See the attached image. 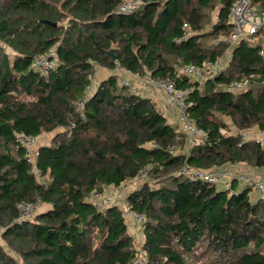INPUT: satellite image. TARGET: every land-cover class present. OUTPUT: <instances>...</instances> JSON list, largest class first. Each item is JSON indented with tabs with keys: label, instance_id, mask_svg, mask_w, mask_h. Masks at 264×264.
<instances>
[{
	"label": "trees",
	"instance_id": "1",
	"mask_svg": "<svg viewBox=\"0 0 264 264\" xmlns=\"http://www.w3.org/2000/svg\"><path fill=\"white\" fill-rule=\"evenodd\" d=\"M130 1L121 10L128 0H0V264H131L123 212L95 207L89 194L119 187L146 165L155 181L124 199L144 218L146 264H264V196H250L254 185L233 179L225 189L178 174L183 166L264 168V143L221 133L229 129L221 117L264 131V35L227 42L233 0ZM250 4L264 15V0ZM183 24L188 34L176 42ZM51 50L57 63L46 75L31 68ZM227 51L214 77L200 82L181 72ZM94 64L171 81L185 91L187 115L205 137L187 153L171 152L182 148L183 134L116 75L78 105ZM240 79L249 80L246 88L225 89ZM43 133L52 137L37 149L38 181L17 136ZM20 202L48 207L26 220Z\"/></svg>",
	"mask_w": 264,
	"mask_h": 264
},
{
	"label": "built area",
	"instance_id": "2",
	"mask_svg": "<svg viewBox=\"0 0 264 264\" xmlns=\"http://www.w3.org/2000/svg\"><path fill=\"white\" fill-rule=\"evenodd\" d=\"M250 3L251 0H233L229 7L228 21L231 25V30L227 37V42L231 45H234L243 39H251L257 41L264 35V18L257 15V13L255 12V8L251 6ZM132 4L133 2L128 0V2L123 4L120 9L124 10ZM181 30L183 32V35L179 39H177L176 42L182 41L188 34V27L186 24H183ZM259 55L264 61V45L260 47ZM50 57L53 58L51 59ZM56 63L57 59L55 57V51L51 50L47 54H42L35 57L31 64V68L38 71L42 75H46L56 65ZM225 63L226 61L221 58L213 62L206 61L201 66L186 64L181 68V72L183 75L189 77L192 80L203 82L205 79L214 77V75L220 72L225 67ZM120 82L122 85L128 87V89L133 94L138 95L143 94L142 89L144 88V86H146L145 80L140 81V83H136L134 82V79H130L126 76L122 77ZM153 82L156 83L160 90L164 93L165 107L168 108L172 106L176 108L179 131L184 136V144L182 148L171 146L169 150L171 152H179V149H182L185 153H187L192 146L196 145L205 137V132L201 128L197 127L195 122L187 115L185 91L177 90L174 87L173 83L169 80H153ZM248 84V79H240L238 81L229 83L227 86H225V89L230 91H240L246 88ZM93 89V85L88 87L86 95L78 103V105L82 106L84 104V102L86 101V97L91 94ZM221 133L223 134L222 131ZM258 135L259 137L256 139L264 143V131H259ZM35 138H29L22 135L17 136L18 142L25 148V157L31 165V173L35 177V179L39 181L41 179V176L35 167ZM150 146L155 147L156 145L150 144ZM238 165L240 164H235L234 168H229V166H213L210 169H198L194 167L183 166L178 171V174L192 180H200L206 182L209 185L224 184L228 186V183L233 179H237L240 183H248L250 181L254 185V193H256V195L258 196H264V178L257 177L250 179L249 169H247V167L242 164V168H240ZM149 170L150 166L146 165L140 171L139 175L132 180H137L138 178L145 176L149 172ZM125 182L127 185V181ZM123 183L120 186H122ZM89 201L97 208H104L110 203H113L110 197H105L103 193L95 190L90 192ZM17 209L21 218L26 220H33L34 215L37 212L35 211V207L33 205L26 202H20L17 206ZM127 211L131 214L132 219L135 223L142 225L144 218L141 214H134L128 209ZM131 264H146V259L141 249H135V254L133 256V259L131 260Z\"/></svg>",
	"mask_w": 264,
	"mask_h": 264
},
{
	"label": "rangeland",
	"instance_id": "3",
	"mask_svg": "<svg viewBox=\"0 0 264 264\" xmlns=\"http://www.w3.org/2000/svg\"><path fill=\"white\" fill-rule=\"evenodd\" d=\"M255 12L257 13L258 16L264 18V15L262 13H258L257 9H255ZM215 19H216V10L210 12V18H209L210 23L211 22L213 23L215 21ZM209 28H210V25H207L206 29L208 30ZM229 52L230 51H227L225 53L224 57H223V60L226 61L225 66L227 65L226 58H229V54H230ZM93 70L94 71L91 74V83H94V84H91V85H93V86L97 85L98 81L101 78H105L109 74H112V75L118 74L120 77H123L124 73L127 72V71H125L124 69H122L121 67H118V66L116 68L109 69L107 67L99 66V65H96V64H94V69ZM130 74H132V73H130ZM132 75L135 76L133 79H134V82H136V83H140V81H143V80L146 81V86H144V88L142 89L143 92L147 93V91L151 87H153V88L155 87L159 91H161L160 88L158 87V85L156 83H154L153 80L150 78L149 74H145L144 76H137L136 74H132ZM221 119L227 124V126L229 128L227 130L223 129L222 130L223 134H226V133L230 132V133L235 134V135H240L243 139H250L248 137H252L253 139H256V138L259 137L258 129L256 127H253L251 129H248V130L247 129L246 130L245 129H239L227 117H221ZM51 135H52V133H43V134H41V135H39L38 137L35 138L36 139V144H35L34 154H36L38 146L41 143H48L51 140ZM179 150H180L179 152L174 151L173 153L182 152V149H179ZM231 172H233V171H231ZM154 181H155V179L152 177L151 171L149 170V172L145 176L140 177L137 180H128L127 181V185H126V182H125L120 187L109 186V187L103 188V192L102 193L105 195V197L106 196L110 197L112 202H113V203H110L109 205L110 206L111 205H117L121 209V211L123 212V215H124V217L126 219L128 230L130 232H132L133 235L136 234L133 246L136 247L137 249L141 248V244H142V240H143V237L140 235L141 225H139L138 223H135L133 221L131 214L127 211L128 207L125 204L124 199L126 198V195L129 192L130 188H132L134 186H137L141 182H145V183L151 184ZM219 185L220 186H224V184H219ZM222 188L228 189V187H222ZM45 207H48V206L47 205L37 206V208L35 207V211H36V209L40 210V209H44Z\"/></svg>",
	"mask_w": 264,
	"mask_h": 264
},
{
	"label": "crops",
	"instance_id": "4",
	"mask_svg": "<svg viewBox=\"0 0 264 264\" xmlns=\"http://www.w3.org/2000/svg\"><path fill=\"white\" fill-rule=\"evenodd\" d=\"M230 53V52H229ZM230 55V54H229ZM226 60L228 61V58H226ZM110 75H112V74H109L108 76H110ZM118 78H119V80H121V78L122 77H120L118 74H115ZM121 75V74H120ZM123 75V74H122ZM107 76V77H108ZM128 77V78H130V79H133L135 76L134 75H132V74H130L128 71L127 72H125L124 73V75H123V77ZM106 78V77H105ZM105 78H101L99 81H101V80H103V79H105ZM98 81V82H99ZM94 84V83H93ZM143 94L142 95H144V96H147V97H149V98H151V99H153V101L155 102V104H156V108H157V110L158 111H160L163 115H164V117L166 118V121H167V123L168 124H170L171 126H173V127H176L177 129H178V131H179V126H178V121H177V110H176V108L175 107H168V108H166L165 107V103H164V101H165V96H164V93L163 92H161V91H159L157 88H153V87H151L148 91H147V93H145V92H142ZM156 95V96H155ZM155 96V97H154ZM258 132H259V130H258ZM38 137V136H37ZM51 137H52V135H51ZM42 144V143H41ZM43 144H46V143H43ZM240 168H242V165L240 164V165H238ZM235 167V165H233V166H229V168H234ZM247 169H249V177H250V179H253V178H257V177H262V178H264V168H253V167H248L247 166ZM249 183H250V181L247 183V185H249ZM245 185V183H238V186L239 187H242V186H244ZM220 186V185H219ZM221 187H228L227 185H224V186H221ZM251 195V197L252 198H256V194L254 193H250ZM37 208V207H36ZM46 208V207H45ZM41 210V209H40ZM40 210H37L36 209V211L38 212V211H40ZM128 232L133 236V244H134V239H135V236H136V234H134L133 235V233L132 232H130L129 230H128ZM140 235L141 236H143L142 235V232H140ZM133 248L134 249H137L136 247H134L133 246Z\"/></svg>",
	"mask_w": 264,
	"mask_h": 264
},
{
	"label": "water",
	"instance_id": "5",
	"mask_svg": "<svg viewBox=\"0 0 264 264\" xmlns=\"http://www.w3.org/2000/svg\"><path fill=\"white\" fill-rule=\"evenodd\" d=\"M43 22H44V23H47V24H51V23H48V22H46V21H43ZM51 25H52V26H55L56 24H55V23H52ZM108 55L112 58V60L115 59V56H114L112 50H110V51L108 52Z\"/></svg>",
	"mask_w": 264,
	"mask_h": 264
}]
</instances>
